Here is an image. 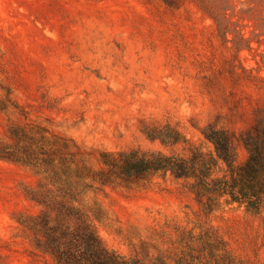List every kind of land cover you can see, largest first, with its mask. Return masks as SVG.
<instances>
[{
  "label": "rangeland",
  "instance_id": "374dc122",
  "mask_svg": "<svg viewBox=\"0 0 264 264\" xmlns=\"http://www.w3.org/2000/svg\"><path fill=\"white\" fill-rule=\"evenodd\" d=\"M204 2L0 0V264L55 263L40 247L42 135L75 140L99 168L103 151L214 155L203 131L215 128L233 136L236 164L247 160L242 139L264 124V0ZM205 4L227 8L251 48H236ZM166 127L177 143L149 135ZM226 199L209 207L159 174L131 188L95 184L82 203L102 244L122 255L174 263L179 249L198 255L219 237L242 264H264V204Z\"/></svg>",
  "mask_w": 264,
  "mask_h": 264
},
{
  "label": "trees",
  "instance_id": "16d2710c",
  "mask_svg": "<svg viewBox=\"0 0 264 264\" xmlns=\"http://www.w3.org/2000/svg\"><path fill=\"white\" fill-rule=\"evenodd\" d=\"M201 1L205 3V0ZM205 5L224 36L235 33L236 48H251L250 40L236 28L238 22L227 18L224 12L227 8ZM174 133L166 127L149 135L177 143L179 137ZM203 133L214 144V155L208 156L196 147L188 156L140 149L103 151L97 158L99 168L86 163L89 152L75 140L42 135L40 156L34 159L40 160V170L48 181L40 192V204L51 211L44 210L40 215L43 236L40 247L53 257L54 264H242L219 237L214 238V242H207L198 255L179 249L174 263L161 253L122 255L102 244L82 203L83 196L95 188V184L131 188L143 180L151 181L156 175L170 174L189 185L199 202L206 195L209 207L227 197V202H237L258 211L264 204V124L258 123L254 131L242 139L249 156L240 165L236 164L233 136L215 128H208ZM27 151L26 156L37 153L34 149ZM1 157L9 158L6 154ZM220 162L226 166L224 174L215 176L214 169ZM184 237L186 233L182 231L181 238Z\"/></svg>",
  "mask_w": 264,
  "mask_h": 264
}]
</instances>
